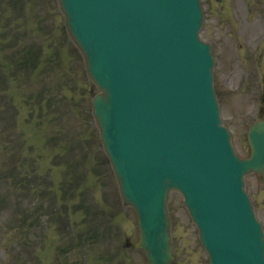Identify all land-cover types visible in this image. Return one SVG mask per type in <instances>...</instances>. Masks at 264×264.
I'll return each mask as SVG.
<instances>
[{
    "label": "rangeland",
    "instance_id": "rangeland-1",
    "mask_svg": "<svg viewBox=\"0 0 264 264\" xmlns=\"http://www.w3.org/2000/svg\"><path fill=\"white\" fill-rule=\"evenodd\" d=\"M200 2V36L211 43L220 115L235 150L246 156V130L258 107L264 106V0ZM55 3L46 0V20L43 6V17L38 16L30 0H0V47L6 34L9 49L10 38L14 48L30 44L31 38L40 49L37 71L30 72L24 90L16 76L8 74L9 52H0L12 97L7 108L0 85V264H146L140 251L124 244L125 239L136 240L135 216L121 203L91 115L83 59L62 28ZM17 4L23 14L6 25V15ZM28 26L30 38L24 29ZM54 40L63 48L59 64ZM20 181L29 187L20 188ZM245 188L264 228V180L248 174ZM47 192L56 195L45 197L48 216L41 209V195ZM181 201L171 193L172 264H207ZM24 216L32 225L17 231Z\"/></svg>",
    "mask_w": 264,
    "mask_h": 264
},
{
    "label": "water",
    "instance_id": "water-1",
    "mask_svg": "<svg viewBox=\"0 0 264 264\" xmlns=\"http://www.w3.org/2000/svg\"><path fill=\"white\" fill-rule=\"evenodd\" d=\"M66 3L67 27L101 91L93 100L101 139L136 211V246L148 264L172 259L170 189L182 193L209 264H264L262 231L242 188L245 173L264 177V117L247 131L250 156L239 158L219 119L209 44L197 36L199 1Z\"/></svg>",
    "mask_w": 264,
    "mask_h": 264
}]
</instances>
